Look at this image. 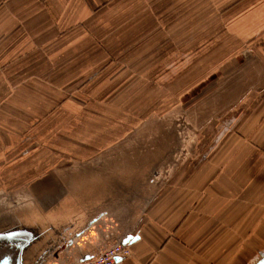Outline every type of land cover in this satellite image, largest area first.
I'll return each instance as SVG.
<instances>
[{"label": "crops", "instance_id": "0c3cea01", "mask_svg": "<svg viewBox=\"0 0 264 264\" xmlns=\"http://www.w3.org/2000/svg\"><path fill=\"white\" fill-rule=\"evenodd\" d=\"M170 1L166 8L163 0H144L137 20L159 30L192 27L194 0ZM199 11L193 23L200 35L190 30L195 46L183 40L185 33L163 59L167 55L168 85L176 86L178 77L185 87L192 84L179 90L192 122L216 134L198 159L152 185L145 177L149 156L126 149L93 150L51 168L39 162L48 129L30 120L32 77L18 81L27 67L17 66V10L0 0V232L34 233L20 264H75L127 236L138 239L116 264H256L264 258V0H200ZM209 13H216L214 27ZM142 62L138 71L146 68ZM161 67L153 73L159 79Z\"/></svg>", "mask_w": 264, "mask_h": 264}, {"label": "rangeland", "instance_id": "374dc122", "mask_svg": "<svg viewBox=\"0 0 264 264\" xmlns=\"http://www.w3.org/2000/svg\"><path fill=\"white\" fill-rule=\"evenodd\" d=\"M143 1L1 0L2 5L16 6L17 66L27 67V75H18V81L32 77L30 120L33 127L41 122L48 129V145L36 154L46 168L62 158L68 164L93 150L123 148L149 156L151 164L146 165L154 171L145 167V176L153 173L151 184L159 185L172 178L171 170L198 159L213 143L216 128L196 125L186 109L181 91L192 84L185 87L184 77H178L177 85L169 86L167 55L163 59L167 49L175 47L170 45L173 39L189 35L183 40L195 46L190 30L193 27L200 35L193 23L200 14V0L193 1L198 11L188 15L192 27L162 30L137 20L143 17L142 8L137 7ZM165 15L171 14L166 11ZM215 24L216 13H209V26ZM144 60L146 68L138 71ZM155 63L162 64L160 79L153 74ZM25 125L28 120L19 122L18 129Z\"/></svg>", "mask_w": 264, "mask_h": 264}, {"label": "water", "instance_id": "95a60500", "mask_svg": "<svg viewBox=\"0 0 264 264\" xmlns=\"http://www.w3.org/2000/svg\"><path fill=\"white\" fill-rule=\"evenodd\" d=\"M152 176H154L153 173L148 177L145 176L150 183H152ZM33 239L34 233L26 228L17 227L0 232V264H20L24 248ZM136 239H138V236H127L115 243L128 244L129 242H134ZM120 258L123 257H117L116 261L118 262ZM84 260L86 259L84 258L82 261ZM258 264H264V258Z\"/></svg>", "mask_w": 264, "mask_h": 264}, {"label": "built area", "instance_id": "2783aa9c", "mask_svg": "<svg viewBox=\"0 0 264 264\" xmlns=\"http://www.w3.org/2000/svg\"><path fill=\"white\" fill-rule=\"evenodd\" d=\"M130 253L131 248L128 244L115 243L93 257L75 264H116L117 257H127Z\"/></svg>", "mask_w": 264, "mask_h": 264}, {"label": "flooded vegetation", "instance_id": "af4514ba", "mask_svg": "<svg viewBox=\"0 0 264 264\" xmlns=\"http://www.w3.org/2000/svg\"><path fill=\"white\" fill-rule=\"evenodd\" d=\"M47 136H48V135H47ZM26 142H27V144L29 143L27 140H26ZM45 145H48L47 141L42 142L41 147H39V148H41V149L43 150V148H44ZM120 149H123V148H120ZM34 150H35V149H34ZM115 150H117V149H115ZM256 264H258V262H257Z\"/></svg>", "mask_w": 264, "mask_h": 264}]
</instances>
